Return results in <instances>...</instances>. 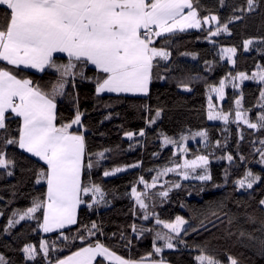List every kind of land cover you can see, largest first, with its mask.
Here are the masks:
<instances>
[{
    "label": "trees",
    "instance_id": "16d2710c",
    "mask_svg": "<svg viewBox=\"0 0 264 264\" xmlns=\"http://www.w3.org/2000/svg\"><path fill=\"white\" fill-rule=\"evenodd\" d=\"M193 3L199 17L216 15L220 25L227 24L231 35L225 32L212 37L215 44L208 42L206 30L176 33L170 39H157L154 46L168 50L171 56L167 62L168 70L164 67L153 69L148 96L97 97L94 83L77 81L74 91L78 94V108L83 113V127L76 132H82L85 136L86 152L92 154L93 162L97 160L96 153L105 149L109 151L105 153L107 159L101 160L91 170H85L84 177L85 183L100 186L105 195L104 201L97 204L92 202L91 194L84 196L86 203L78 209L75 225L51 234H42L36 220H25L15 227H8L14 211L23 212L35 198H45L46 184H37L36 179L46 165L15 145L6 147V156L14 161V167L10 169L13 172L10 177L4 169H0V255L5 257L8 264H53L97 242L121 258L134 261L150 257L145 261L198 264L195 257L202 254L200 249H204L203 254L214 257L222 264H229V256L237 258L240 264H264L259 247V242L264 240V230H259L261 221H264V211L259 204L264 199V165L258 162L261 158L255 151L262 147L259 140L264 139V130H238L235 123H209L207 120L209 84L219 86V81L230 74L245 72L250 75L257 64L264 66V0H257L253 11H247L246 0H224L223 4L220 0H193ZM234 17L242 19H233L229 23V19ZM4 23L6 15L0 9V24ZM215 27L217 25L211 26L213 29ZM248 39H253L254 43L248 52H244L243 43ZM222 47L237 48L233 66L220 59L219 49ZM55 59L58 62L67 61L59 55ZM0 66L6 65L0 62ZM17 74L45 88L56 79L54 72L35 73L24 69ZM94 74L91 67L86 69L87 76ZM158 74L166 78L159 79ZM181 84L191 90L186 91ZM260 87L256 82H251L234 91L227 85L222 111L233 114L235 99L240 98L242 93L243 108L251 109L249 119L255 122L260 112L256 107ZM67 91L73 92L71 87ZM77 101L73 100L72 95L57 100L58 125L74 118ZM157 110L161 111L159 118L155 117ZM7 116L9 133L17 136L20 120L11 114ZM108 116L111 118L106 119ZM150 119L156 122L149 126ZM141 129L146 133L144 137L137 135L130 141L125 136L126 132L136 134ZM71 131L75 132V129ZM200 131L207 133L208 147H193V154L188 157L202 154L213 158L210 152H214L218 159L208 166L212 179L199 182L172 180L169 187L175 183L181 187L172 188L167 198L153 195L152 199H147L150 218L144 220L143 211L132 196V188L143 191L144 185L138 183L141 177L151 183L158 171L180 162L172 146L163 144L164 136L180 142L182 136ZM228 154L234 158L231 163L222 158ZM241 157L244 159L241 160ZM133 164L139 167H129ZM116 167L126 170L108 177L103 175L105 170ZM248 170L260 175L261 181L253 189L238 190L236 181L243 179ZM160 190V187H156L150 189L149 193L155 194ZM88 203H92L91 208L87 206ZM35 215L42 221L41 212ZM176 216L188 221L185 226L188 234L181 233L185 243L177 244L174 249L164 248L159 255L154 254L155 233L166 231L155 223L156 217L173 222ZM249 216L255 217L257 222L248 223ZM93 223L97 224L99 231L94 230L95 234L90 236L88 229ZM133 224L153 231L139 235L133 232ZM241 231L246 233L244 237L240 236ZM247 233H251L255 239L249 240ZM64 236L68 239L65 240ZM80 236L84 238L83 241L75 238ZM41 240H46L49 245L55 244L54 250L50 248L48 259L39 251ZM163 243L155 241L157 246H163ZM28 244L35 246L39 253L34 260L26 259L22 251ZM103 264L109 263L103 261Z\"/></svg>",
    "mask_w": 264,
    "mask_h": 264
},
{
    "label": "snow or ice",
    "instance_id": "6c2138e0",
    "mask_svg": "<svg viewBox=\"0 0 264 264\" xmlns=\"http://www.w3.org/2000/svg\"><path fill=\"white\" fill-rule=\"evenodd\" d=\"M223 4L224 0H220ZM257 0H246L247 11H253ZM0 9L6 15V23L0 24V62L6 66H0V169H4L7 176H12L10 170L14 167V161L7 158L6 147L15 145L24 152L37 157L45 169L38 173L36 183L45 182L47 191L45 198H35L32 205L25 211H14L8 221V227L12 228L25 220H36L43 233L62 230L77 223V209L86 203L84 196L91 194L93 203L104 201L105 195L99 185L85 183V170H91L101 160L107 159L105 153L98 152L97 160L92 161V154L86 152L85 136L82 132H73V126L83 127V113L78 108L75 89L77 81H90L95 85L97 97L104 93L144 95L149 94V86L153 80V69L164 67L168 70L167 62L171 53L161 47L154 46L155 38L167 37L170 39L177 32L187 29L206 30L208 42L215 44L212 37L221 33H231L227 24L220 25L216 15L199 17L194 7L193 0H0ZM187 9V12L185 10ZM244 11V9H238ZM239 20L242 17L229 19ZM210 22H216L217 27L204 29ZM166 43L168 40L166 39ZM254 40L248 39L243 43L245 52L250 50ZM220 59L225 58L231 64L237 54L235 47H222L219 49ZM56 54L67 57L66 62H58ZM184 55H187L185 53ZM195 58V57H193ZM161 61L163 64H161ZM208 62H206L207 64ZM11 66V67H7ZM91 66L94 75H86V69ZM13 69L17 71H13ZM24 69L34 70L38 73L54 72L56 79L50 81L47 88L34 83L32 79L18 77L17 72ZM159 79L166 77L159 75ZM252 80L259 84V99L256 107L260 109L255 122L249 119L251 109L242 108V93L240 99H235V118L230 121L229 114L222 110H215L212 96L209 95V120H222L225 124L242 122L249 129L264 130V66L257 64L256 70L250 75L245 72H237L228 75L219 81V86L208 85L210 93H215L219 100L225 98L226 82H230L232 88H238L244 81ZM186 91L191 89L181 84ZM71 87L72 93L67 90ZM72 95L77 101L74 118L68 123L57 124V100ZM20 119L18 135L11 136L6 124L9 119L7 114ZM161 111L157 110L155 117L159 118ZM108 116L106 119H110ZM155 119L148 121L149 126ZM144 137L145 131L139 133L126 132L125 136L132 141L134 136ZM199 136L207 143V133L197 132L193 138ZM182 136L181 141L187 140ZM262 147L256 148L264 164V139L259 140ZM164 145H176L181 153L188 149L178 141L167 136L163 138ZM219 146V142H217ZM87 158V163H86ZM227 161L232 162L233 156L228 154ZM244 157H241L243 160ZM209 158L206 155H197L194 159L183 161V165L168 167L158 171L148 183L141 177L138 183L144 185L143 191L133 187L131 192L136 205L143 211V219L149 220V205L147 199L153 195L167 198L172 187L180 188L175 183L168 189L160 185L161 190L150 194L149 190L157 187L161 176L169 172H177L184 169L182 178L187 180L194 178L200 181L212 179L209 169ZM129 167H139L138 164ZM197 169H201L197 172ZM126 169L116 167L105 170V177L115 175ZM179 174V173H178ZM227 179V169H225ZM261 181V176L247 171L243 179L236 181L237 189L249 190ZM219 186V185H217ZM261 210L264 211V199L259 201ZM89 208L92 203H88ZM42 213V221L35 215ZM247 222L255 224L256 218L249 216ZM155 223L163 225L168 232L155 233L154 254L159 255L164 248L174 249L177 244H184L181 233L188 234L184 227L188 223L181 216H176L173 222H166L156 217ZM231 223V221H230ZM99 231L96 223L88 229L89 235ZM134 233L143 235L144 232L153 231L145 227L132 225ZM196 229H193L195 231ZM264 230V221H261V229ZM246 233L240 232L244 237ZM83 241V237H75ZM74 238V239H75ZM249 240L255 239L251 233H247ZM67 240L68 237L64 236ZM156 240L163 241V246H157ZM175 241V243H174ZM131 241H129L130 243ZM261 256L264 257V240L259 242ZM55 249V244L49 245L46 240H41L39 251L44 258H49V252ZM26 259L34 260L39 254L32 244L25 245L22 249ZM195 257L198 264H222L221 261L204 253ZM100 257L102 260H97ZM150 257L141 258L139 261L124 259L110 251L104 244L97 242L94 245L82 247L63 259H58L55 264H103V261L115 262V264H144ZM229 264H240L237 258L228 257ZM0 264H8L3 255H0ZM152 264H165V261H153Z\"/></svg>",
    "mask_w": 264,
    "mask_h": 264
},
{
    "label": "rangeland",
    "instance_id": "374dc122",
    "mask_svg": "<svg viewBox=\"0 0 264 264\" xmlns=\"http://www.w3.org/2000/svg\"><path fill=\"white\" fill-rule=\"evenodd\" d=\"M217 25V23L216 22H210V24L209 25H205L206 27H211V26H216ZM189 30H194V29H189ZM245 52V51H244ZM248 52V51H247ZM235 58V57H234ZM233 58V59H234ZM225 61H227V59L225 58L224 59ZM230 64V66H233V64H231V63H229ZM251 82H254V81H252V80H247V81H244L242 84H240V82L239 81H237V83L239 84V87L238 88H232V90H239V88L242 86V85H244V84H246V83H251ZM227 85H229L230 87H232L231 86V83L230 82H226V87H227ZM225 87V88H226ZM208 93V97H209V95H211L212 96V103L215 105V109H214V111L215 110H222V105H223V103H224V101H225V98L223 99V100H219L218 99V97L216 96V94L215 93H210V91H208L207 92ZM241 98V97H240ZM240 98H238V99H240ZM208 105H209V100H208V102H207V120H208V122L209 123H220V124H225L222 120H209L208 119V111H209V108H208ZM242 108H243V104H242ZM235 109H236V105H234V110H233V114L232 113H225V114H229V119H230V121L232 120V119H234L235 118ZM244 109V108H243ZM236 124V123H235ZM237 125V128H238V130H240V129H242V128H247V129H249L246 125H244L242 122H240L239 123V125L238 124H236ZM73 128H81V127H79V126H73ZM72 128V129H73ZM250 130H252V131H255L254 129H250ZM194 135V134H193ZM193 135H190V136H187L188 137V139L187 140H184V141H180L179 143L182 145V146H184V147H186L187 149H188V151L186 152V153H181L180 151H179V147L178 146H176V145H172V144H169V145H167V146H172V148H173V152L176 154V155H178L179 157H180V162H179V165H183V161L185 160V159H188V160H191V159H194L197 155H195V156H193V157H191V158H189L188 157V155L190 154H193L192 152H191V149L193 148V147H195V148H206V147H208L207 146V144H208V140H207V143H205L204 142V140H203V138H201V137H199V136H196L195 138H193ZM213 150V149H212ZM214 151V150H213ZM212 155H213V158L210 156V155H206V156H208V158H209V164H208V166L210 165V163L212 162V161H215V159H218V157H216V155L214 154V152H210ZM199 155H202V154H199ZM257 155H258V157L259 158H261L260 157V155H259V153H257ZM220 159V158H219ZM227 163H231V162H229V161H227V159H224ZM264 165V164H263ZM173 167H175V166H173ZM183 171H184V169L181 167L180 169H178V171L177 172H169V173H167L166 175H163V176H161L160 177V179H159V181H158V183H157V187H160V185H165L166 186V188H165V190L166 189H168L169 188V186H170V182L172 181V180H180V181H200V180H197V179H194V178H191V176H190V178L189 179H187V180H185V179H183L182 178V173H183ZM197 172H200L201 171V169H197L196 170ZM248 171H251V170H248ZM179 173V174H178ZM157 174V173H156ZM156 176V175H155ZM172 188H174V187H172ZM171 188V189H172ZM242 190V189H241ZM244 190V189H243ZM250 190V189H249ZM70 226H72V225H70ZM70 226H67L66 228H68V227H70ZM159 226H162L163 227V225H159ZM186 226V224L184 225V227ZM166 230V231H165ZM164 231L165 232H168V230L167 229H165ZM164 233V232H163ZM45 234V233H44ZM158 241H161V240H158Z\"/></svg>",
    "mask_w": 264,
    "mask_h": 264
},
{
    "label": "crops",
    "instance_id": "0c3cea01",
    "mask_svg": "<svg viewBox=\"0 0 264 264\" xmlns=\"http://www.w3.org/2000/svg\"><path fill=\"white\" fill-rule=\"evenodd\" d=\"M185 12H187V9L185 10ZM204 27H206V26H204ZM195 30H197V29H194V30H189V29H187V30H185L184 32H188V31H195ZM177 33H182V32H177ZM161 38V37H160ZM157 39H159V38H155V41L157 40ZM56 55H59V56H62V57H64V58H66L67 59V57L66 56H64L63 54H56ZM4 63V62H3ZM89 67H91V66H89ZM92 68V67H91ZM26 70H29V71H32V72H35L34 70H30V69H26ZM35 73H38V72H35ZM104 95H115V96H117L118 94H116V93H104L102 96H104ZM119 95H125V96H137V97H144V95H131V94H119ZM148 96V95H147ZM9 114H11V113H9ZM12 115V114H11ZM18 118V117H17ZM19 119V118H18ZM20 120V119H19ZM73 129H75V132H76V130H79V129H81V128H73ZM72 130V129H71ZM20 149V148H19ZM21 151H23L22 149H20ZM24 152V151H23ZM26 154H28V155H30L31 156V154H29V153H27V152H25ZM31 157H33V158H35V159H37L38 161H40L37 157H34V156H31ZM40 162H42L43 163V161H40ZM46 184V183H45ZM46 191H47V185H46ZM82 206V204L78 207V209L80 208ZM78 209H77V211H78ZM63 230V229H62ZM58 231H61V230H57V231H54V232H50V233H45V234H51V233H55V232H58ZM40 232L42 233V234H44L43 232H42V230H40ZM72 255V254H71ZM66 258V257H65ZM98 259H102V258H100V257H98L97 258V260ZM105 262H107V263H109L110 264V262L109 261H105ZM152 262L153 261H145L144 262V264H152ZM53 264H55V263H53ZM111 264H115V262L113 261V262H111ZM165 264H167V263H165Z\"/></svg>",
    "mask_w": 264,
    "mask_h": 264
}]
</instances>
